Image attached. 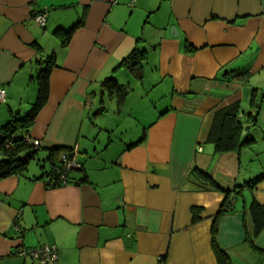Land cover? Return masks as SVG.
Here are the masks:
<instances>
[{
  "label": "crops",
  "instance_id": "1",
  "mask_svg": "<svg viewBox=\"0 0 264 264\" xmlns=\"http://www.w3.org/2000/svg\"><path fill=\"white\" fill-rule=\"evenodd\" d=\"M135 48L141 79L119 66ZM51 57L23 135L38 165L0 180V264H37L17 250L45 245L58 264H219L216 250L264 264V0H0V134L32 109ZM233 109L237 145L217 150ZM75 147L82 170L48 188L42 162Z\"/></svg>",
  "mask_w": 264,
  "mask_h": 264
},
{
  "label": "trees",
  "instance_id": "2",
  "mask_svg": "<svg viewBox=\"0 0 264 264\" xmlns=\"http://www.w3.org/2000/svg\"><path fill=\"white\" fill-rule=\"evenodd\" d=\"M82 22L76 23L68 32L60 35V43L62 47H66L70 41L72 33L81 27ZM146 53L144 51L135 48L130 55H128L123 61L120 62L119 66L127 67V69L132 73L136 79H141L142 77V63L146 60ZM54 67L53 58H49L44 62V67L38 72L36 77L38 95L35 104L32 106L30 112L24 117L12 118L1 130L0 136V152L3 159L0 160V180L5 179L10 176L23 175L28 168V164L32 160L37 159L39 147H35L32 141H27L25 135L28 129L34 122V119L39 112V110L44 106L49 96V76ZM107 87L117 89V93L120 98L126 95L125 87L118 85L114 80H107L104 82ZM235 109L232 110V112ZM235 112V111H234ZM233 113H228L229 117L225 121L220 123L219 133L216 135L213 133L211 140L215 143V148L217 150L222 149H234L237 145L236 137L237 132H240L241 122L236 120V116ZM221 129V130H220ZM223 129V130H222ZM252 142V139L248 136L244 137L239 143L240 146H244ZM72 148H53L50 150L47 159L42 163L49 165L48 172L42 174V177H48L49 181L46 183L48 188H61L63 187L60 174L62 171L61 163L59 162V155L66 151V153L71 152ZM58 153V160L54 162L53 157ZM42 167V166H41ZM44 168V166H43ZM42 168V169H43ZM80 168L74 171H81ZM72 172V171H71ZM69 172L66 177V185L69 183L68 177ZM84 180V179H83ZM232 208L231 200L227 202L223 208H221L220 213L228 211ZM212 242L215 243V228L212 227ZM264 253V252H263ZM217 257L219 259V264H223V257L219 250H216ZM264 255V254H263Z\"/></svg>",
  "mask_w": 264,
  "mask_h": 264
},
{
  "label": "built area",
  "instance_id": "3",
  "mask_svg": "<svg viewBox=\"0 0 264 264\" xmlns=\"http://www.w3.org/2000/svg\"><path fill=\"white\" fill-rule=\"evenodd\" d=\"M32 20L39 26L44 27L46 24V14L39 13L35 14L32 17ZM5 101V91L0 89V102ZM29 141V139H27ZM31 141V140H30ZM35 147H39L40 143L38 141H32ZM77 150L72 148L71 152L66 153L62 152L59 155V162L62 166V171L60 174V180L63 186L66 185L67 174L71 171L77 170L80 168V164L76 161ZM18 256L24 259H29L30 261L37 264H58V252L56 246L45 245L33 249H24L18 248Z\"/></svg>",
  "mask_w": 264,
  "mask_h": 264
},
{
  "label": "rangeland",
  "instance_id": "4",
  "mask_svg": "<svg viewBox=\"0 0 264 264\" xmlns=\"http://www.w3.org/2000/svg\"><path fill=\"white\" fill-rule=\"evenodd\" d=\"M134 79V78H133ZM135 84H136V82L135 81H132V86H135ZM93 114V113H92ZM103 116H105V115H103ZM93 118V115H91V119ZM98 118V117H97ZM102 118V117H101ZM97 123H99V121H96ZM132 128H133V121H131V120H128V126H127V129L129 130L127 133H128V135L130 136L131 134H132ZM91 141H93L94 139L93 138H91L90 139ZM76 148V147H75ZM77 150V149H76ZM91 152H93V149L91 150ZM36 165H38L37 164V162H36V160H32V161H30L29 162V164H28V170L30 169V168H33V167H35ZM36 168V167H35Z\"/></svg>",
  "mask_w": 264,
  "mask_h": 264
},
{
  "label": "water",
  "instance_id": "5",
  "mask_svg": "<svg viewBox=\"0 0 264 264\" xmlns=\"http://www.w3.org/2000/svg\"><path fill=\"white\" fill-rule=\"evenodd\" d=\"M171 32H172V33L175 32L174 28H171Z\"/></svg>",
  "mask_w": 264,
  "mask_h": 264
}]
</instances>
